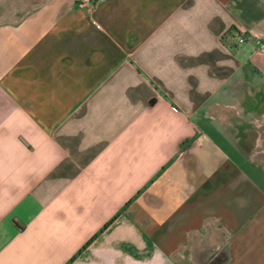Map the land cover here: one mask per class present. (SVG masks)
I'll list each match as a JSON object with an SVG mask.
<instances>
[{
    "label": "crops",
    "instance_id": "0c3cea01",
    "mask_svg": "<svg viewBox=\"0 0 264 264\" xmlns=\"http://www.w3.org/2000/svg\"><path fill=\"white\" fill-rule=\"evenodd\" d=\"M76 2L0 0V264H264V0Z\"/></svg>",
    "mask_w": 264,
    "mask_h": 264
},
{
    "label": "built area",
    "instance_id": "2783aa9c",
    "mask_svg": "<svg viewBox=\"0 0 264 264\" xmlns=\"http://www.w3.org/2000/svg\"><path fill=\"white\" fill-rule=\"evenodd\" d=\"M92 1L95 2V1H98V0H77L78 4H79L80 6L87 5V4H91V3H93ZM239 42H240V43L245 42V38H244V37H241V38L239 39Z\"/></svg>",
    "mask_w": 264,
    "mask_h": 264
},
{
    "label": "rangeland",
    "instance_id": "374dc122",
    "mask_svg": "<svg viewBox=\"0 0 264 264\" xmlns=\"http://www.w3.org/2000/svg\"><path fill=\"white\" fill-rule=\"evenodd\" d=\"M13 1H15V0H13ZM16 5V4H15ZM21 5L23 6V7H21L20 8V12H22V11H24V13L26 12V10L30 7V5L27 3V2H24V3H21ZM10 6V5H9ZM4 8V7H3ZM222 254H223V252L221 251L220 253H218V255H217V259H220L221 257H222Z\"/></svg>",
    "mask_w": 264,
    "mask_h": 264
},
{
    "label": "trees",
    "instance_id": "16d2710c",
    "mask_svg": "<svg viewBox=\"0 0 264 264\" xmlns=\"http://www.w3.org/2000/svg\"><path fill=\"white\" fill-rule=\"evenodd\" d=\"M228 261V255L226 252L222 254V257L220 259H217L215 264H225Z\"/></svg>",
    "mask_w": 264,
    "mask_h": 264
},
{
    "label": "flooded vegetation",
    "instance_id": "af4514ba",
    "mask_svg": "<svg viewBox=\"0 0 264 264\" xmlns=\"http://www.w3.org/2000/svg\"><path fill=\"white\" fill-rule=\"evenodd\" d=\"M216 253L211 255V261L215 262L217 261ZM214 264V263H213Z\"/></svg>",
    "mask_w": 264,
    "mask_h": 264
},
{
    "label": "water",
    "instance_id": "95a60500",
    "mask_svg": "<svg viewBox=\"0 0 264 264\" xmlns=\"http://www.w3.org/2000/svg\"><path fill=\"white\" fill-rule=\"evenodd\" d=\"M77 3V5L80 7V5L78 4V2H76Z\"/></svg>",
    "mask_w": 264,
    "mask_h": 264
}]
</instances>
